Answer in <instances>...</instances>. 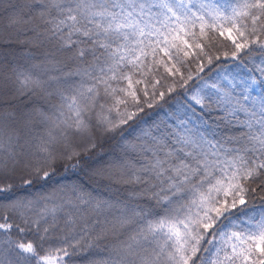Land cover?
I'll return each mask as SVG.
<instances>
[{"label":"snow or ice","instance_id":"6c2138e0","mask_svg":"<svg viewBox=\"0 0 264 264\" xmlns=\"http://www.w3.org/2000/svg\"><path fill=\"white\" fill-rule=\"evenodd\" d=\"M0 264H264V0H0Z\"/></svg>","mask_w":264,"mask_h":264},{"label":"trees","instance_id":"16d2710c","mask_svg":"<svg viewBox=\"0 0 264 264\" xmlns=\"http://www.w3.org/2000/svg\"><path fill=\"white\" fill-rule=\"evenodd\" d=\"M228 65H229V68H230L231 70H235V63H234V62L229 61V62H228ZM249 67H250V65H249ZM245 71H246V70H245ZM217 74H218L217 72H213V73H211L212 79H215V77H216ZM211 82H212V80H209V83H211ZM110 148H111L110 145H105V147H104V151H109Z\"/></svg>","mask_w":264,"mask_h":264}]
</instances>
